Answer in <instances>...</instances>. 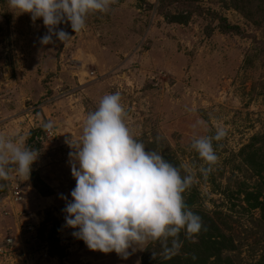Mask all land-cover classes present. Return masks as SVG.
<instances>
[{"label":"rangeland","instance_id":"rangeland-1","mask_svg":"<svg viewBox=\"0 0 264 264\" xmlns=\"http://www.w3.org/2000/svg\"><path fill=\"white\" fill-rule=\"evenodd\" d=\"M60 29L73 37L41 45L42 20L0 0V135L26 137L39 152L28 180L15 171L0 180V245L19 229L30 247L19 244L21 262L6 264H264V0H114L108 12L88 15L85 30ZM111 93L120 94L134 138L181 175L184 165L196 173L183 197L202 229L181 230L170 259L158 241L126 260L92 251L65 225L76 183L65 141L80 138L87 114ZM48 122L53 144L45 134L28 144ZM218 126L227 134L213 141L218 161L204 175L190 145ZM14 182L23 200L2 203ZM56 225L52 260L41 262L34 251ZM3 257L4 249L0 264Z\"/></svg>","mask_w":264,"mask_h":264},{"label":"clouds","instance_id":"clouds-1","mask_svg":"<svg viewBox=\"0 0 264 264\" xmlns=\"http://www.w3.org/2000/svg\"><path fill=\"white\" fill-rule=\"evenodd\" d=\"M112 3L114 0H8L12 10L30 14L32 21L42 20L47 34L40 39L41 45L54 44L53 36L62 44L70 40L73 36L57 30L58 25L69 23L72 31L79 33L85 30L90 13H106ZM126 118L120 94H107L97 109L87 114L80 138L66 139L76 183L71 201L63 209L65 225L76 229L72 235L92 251L114 252L126 260L158 241L165 258L170 259L182 247L181 230L192 236L202 229L200 216L183 197L196 173L191 165H184L186 174L181 175L180 168L162 154L147 150L131 134ZM43 126L53 128L52 122ZM226 134V129L218 126L214 135L193 137L190 147L206 165L199 169L202 174L207 175L218 161L213 141ZM25 141L26 137L0 135V180H7L10 171H15L18 179H29L39 152L26 147Z\"/></svg>","mask_w":264,"mask_h":264},{"label":"crops","instance_id":"crops-1","mask_svg":"<svg viewBox=\"0 0 264 264\" xmlns=\"http://www.w3.org/2000/svg\"><path fill=\"white\" fill-rule=\"evenodd\" d=\"M12 185H11V187H10V189H9V191L12 189V191H10L9 192V194H10V196L8 197V196H6L3 200H2V203H4L5 202V200H7L8 198H10V199H12V193H13V191L15 190V189H20L19 191H20V195H21V200L20 201H14L13 199H12V203L13 204H17V203H19V202H21L22 200H23V195H22V193H23V190L20 188L21 186L17 183V182H14V183H11ZM19 216H21V215H19V213H17V214H15V217L17 218V217H19ZM30 226H28V227H25V228H27L26 229V231H25V235L26 234H28V233H30V232H32V230H31V228H29ZM17 232V233H16ZM15 232V234H14V236H7V237H5L4 239H3V241H2V243H4V263L6 264V263H8L7 261H16L17 263H19V262H21V260H22V257L20 256L21 255V252L17 249L18 248V246H19V244L21 245V247H22V249L23 250H25V249H27V247H28V249H30V247H29V244L26 242V244H25V240L23 241V239L24 238H22V235H21V233L19 232V229H17V231ZM30 239V240H29ZM7 240H11V242H12V247L11 248H9L7 245H6V241ZM27 240H29V242H33L34 243V241L31 239V237L30 238H28ZM28 244V245H27ZM27 246V247H26ZM40 257H42V253H41V256ZM24 260H25V253H24ZM44 260L45 259H40V261L42 262H44ZM48 260H52L51 258H50V256L48 255ZM46 261V260H45ZM24 263V262H23Z\"/></svg>","mask_w":264,"mask_h":264},{"label":"trees","instance_id":"trees-1","mask_svg":"<svg viewBox=\"0 0 264 264\" xmlns=\"http://www.w3.org/2000/svg\"><path fill=\"white\" fill-rule=\"evenodd\" d=\"M185 18L187 19V17H185ZM186 19L183 20V21H186ZM175 21L181 23L182 20H175ZM225 29L226 30H230V29L231 30H234V29H238V28H236L235 26H227L226 25L225 26ZM43 137H44V131L43 132L41 131L39 133H36L34 131L32 137L30 139L31 142H28V144L29 143H33V141H35V143L36 142L37 143L42 142V141H44V138ZM32 182H33L34 185H36L35 181H32ZM50 192H51V190L49 188V194H47V196H50V194H51ZM57 232H58V228H57V225H56V227L54 228V230H52V232L50 233V236H49L48 241L46 243H44V245L41 246L40 249H36L34 251L35 256H36L37 259H40L41 253L43 252V250L45 248L47 249V253H48L49 256L51 254V251H53L56 248L55 246H56V243H57V240H56ZM38 244H42V243L39 242Z\"/></svg>","mask_w":264,"mask_h":264},{"label":"built area","instance_id":"built-area-1","mask_svg":"<svg viewBox=\"0 0 264 264\" xmlns=\"http://www.w3.org/2000/svg\"><path fill=\"white\" fill-rule=\"evenodd\" d=\"M45 136H46V140L47 143H51L53 144V140L55 139L54 137V132L52 130H47L44 132ZM12 199L14 201H20L21 200V196H20V191L18 189H15L12 193ZM6 245L11 248L12 247V242L11 240H7L6 241ZM4 243H2V245H0V253H2L3 249H4ZM42 257L43 259H48V253H47V249L45 248L42 252Z\"/></svg>","mask_w":264,"mask_h":264}]
</instances>
